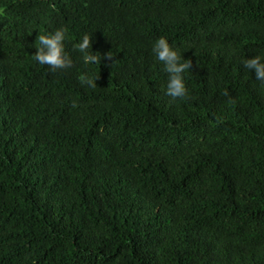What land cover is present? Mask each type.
<instances>
[{
  "label": "trees",
  "instance_id": "obj_1",
  "mask_svg": "<svg viewBox=\"0 0 264 264\" xmlns=\"http://www.w3.org/2000/svg\"><path fill=\"white\" fill-rule=\"evenodd\" d=\"M59 28L73 67L51 71ZM160 37L191 61L184 99ZM256 54L264 0H0V264H264Z\"/></svg>",
  "mask_w": 264,
  "mask_h": 264
},
{
  "label": "clouds",
  "instance_id": "obj_2",
  "mask_svg": "<svg viewBox=\"0 0 264 264\" xmlns=\"http://www.w3.org/2000/svg\"><path fill=\"white\" fill-rule=\"evenodd\" d=\"M66 39L67 30L64 28L41 34L38 39V46L35 47L34 58L36 62L40 65H47L51 71L72 68L73 59L66 50ZM90 48V36L88 35H83L79 42L74 45V49L81 53V59L85 65L99 64L100 55L90 51ZM151 52L168 74L165 95L173 100L186 98L188 89L186 88L184 73L190 70L191 61L184 59L182 52L174 48L165 37H160L153 42ZM242 65L247 70L254 71L256 80L264 82V56L256 54L247 57L242 61ZM96 80L87 75L81 77V83L87 84L89 87H96Z\"/></svg>",
  "mask_w": 264,
  "mask_h": 264
}]
</instances>
